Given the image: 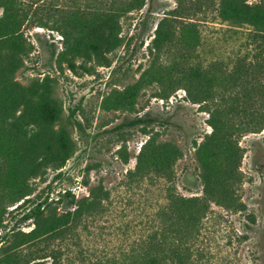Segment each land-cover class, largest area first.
Wrapping results in <instances>:
<instances>
[{"label":"rangeland","instance_id":"374dc122","mask_svg":"<svg viewBox=\"0 0 264 264\" xmlns=\"http://www.w3.org/2000/svg\"><path fill=\"white\" fill-rule=\"evenodd\" d=\"M94 2L24 0L21 5L27 13L23 35L31 50L23 57V65L15 71L13 80L22 86L34 82L48 85V96L61 108L53 129L66 132L73 152L61 168L47 169L42 177L31 179L29 194L10 204L0 229V240H4L0 249L16 231L28 232L33 228L31 212L45 197L62 212L72 207L66 192L81 198L88 195L89 186L105 188L108 198L83 223L80 238L88 251L114 254L129 250L158 226L155 215L169 204L171 195H203L195 150L211 132L208 105L190 100L181 84L168 80L144 86L127 108H112L110 104L115 91L137 81L149 65L153 57L149 47L156 24L175 7V0L147 1L142 9L124 16L121 19L124 43L108 55L109 64L78 58L73 71L60 57L64 45L63 18L66 10L72 11L74 6L92 9ZM248 2L264 4V0ZM2 14L0 6V17ZM195 21L201 40L194 60L204 67L216 63L224 71L211 86L210 95L214 99L209 107L220 104L222 117L230 119L226 107L235 101L237 94L264 95V79L256 78L252 67L251 74L236 85L228 82L229 71L238 67L240 59L257 62L254 28L223 21L214 14L201 15ZM175 59V52L161 56L168 63ZM256 119L264 121V107L256 111L251 123ZM227 123L245 122L234 116ZM149 139L170 143L180 150L170 178L135 173L137 155ZM236 141L242 149L239 165L242 180L237 195L245 209L234 211L210 202L194 244L202 263L264 264V123L255 129L242 130ZM77 249L70 245L69 259ZM43 261L50 259L33 258L28 264Z\"/></svg>","mask_w":264,"mask_h":264},{"label":"trees","instance_id":"16d2710c","mask_svg":"<svg viewBox=\"0 0 264 264\" xmlns=\"http://www.w3.org/2000/svg\"><path fill=\"white\" fill-rule=\"evenodd\" d=\"M147 1L153 0H96L92 9L74 6L72 11L66 10L60 57L67 68L75 71L78 58L84 62L94 59L107 66L108 55L124 43L121 19L142 9ZM23 3L24 0H0L3 8L0 17V229L10 204L29 194L30 180L42 177L47 169L61 168L73 152L66 132L53 129L61 108L48 96V85L34 82L22 86L13 80L15 71L23 65V57L31 50L22 30L27 16ZM175 3L156 24L149 47L153 56L149 65L137 81L115 91L110 104L112 108H127L144 86L168 80L181 84L190 100L208 105L211 132L195 150L203 195H171L169 204L155 215L158 226L129 250L114 254L88 251L80 238L83 223L108 198L105 188L89 186L88 195L81 198L66 192L72 207L62 212L45 197L31 212L33 228L28 232L16 231L9 243L1 247L0 264H28L33 258L50 259L36 264H206L201 262L194 244L210 202L234 211L245 209L237 195L242 180L239 170L242 149L236 140L242 130L255 129L264 123L261 119L251 123L256 111L264 107V95L237 94L235 101L226 107L230 119L237 116L244 124H228L230 119L222 117L220 104L209 107L214 99L210 95L211 86L224 71L216 63L213 67H204L194 60L201 40L195 20L201 15L214 14L232 24L251 25L257 62L240 59L238 67L229 71L228 82L236 85L238 80L251 74L250 67L256 78L264 79V4H250L248 0H175ZM166 52L176 53L172 63L161 60ZM180 154L175 145L149 139L137 155L135 173L170 178ZM70 245L78 248L72 259L68 255Z\"/></svg>","mask_w":264,"mask_h":264}]
</instances>
